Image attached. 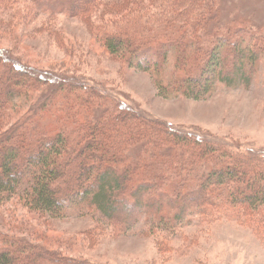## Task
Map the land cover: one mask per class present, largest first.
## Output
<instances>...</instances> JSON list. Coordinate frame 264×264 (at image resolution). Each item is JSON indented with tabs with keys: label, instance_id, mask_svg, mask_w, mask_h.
I'll use <instances>...</instances> for the list:
<instances>
[{
	"label": "trees",
	"instance_id": "trees-1",
	"mask_svg": "<svg viewBox=\"0 0 264 264\" xmlns=\"http://www.w3.org/2000/svg\"><path fill=\"white\" fill-rule=\"evenodd\" d=\"M20 1L0 0V207L15 202L37 225L73 210L120 233L144 221L153 235L172 234L191 210L206 220L231 217L264 239V155H236L177 131L100 85L63 69L68 75L34 70L17 54L31 37L23 29L37 23L71 46L75 35L54 25L76 20L128 69L154 75L163 97L197 101L219 85L248 87L264 62L263 35L226 22L219 0ZM17 4L24 10L5 13ZM11 207L4 212L14 218L0 215V264H91L51 249L50 236L23 228L25 220L15 228L22 217Z\"/></svg>",
	"mask_w": 264,
	"mask_h": 264
},
{
	"label": "rangeland",
	"instance_id": "rangeland-1",
	"mask_svg": "<svg viewBox=\"0 0 264 264\" xmlns=\"http://www.w3.org/2000/svg\"><path fill=\"white\" fill-rule=\"evenodd\" d=\"M218 2L226 22L236 20L252 34L264 36V0ZM8 8L5 13H14L13 10L21 12L24 5ZM45 28L37 23L23 29L24 33L30 32L31 37L27 43L23 42L17 54L32 69H51L53 71L45 72L57 76L76 75L100 85L99 88L104 89L112 99L125 103L146 118L199 136L202 141L221 145L236 155H264L263 61L252 73L249 70L251 83L248 87L219 85L211 94L197 101L181 96L165 98L160 94L154 75L128 69L123 60L109 55L100 44L91 41L85 27L76 20L65 21L59 17L54 25L57 31L66 29L75 35L71 46L67 42L66 46L57 45L47 37ZM3 45L14 48L15 44L4 42ZM24 45L27 46L23 48ZM65 48L70 53L69 57ZM258 48H263V55L264 45L261 43ZM173 60L171 55L164 71L165 81L174 74ZM11 205L22 217L14 222L15 228L19 227L17 223L25 220L23 228H32L46 237L50 236L49 239L54 241L48 245L51 249L91 264H264L262 236L252 226H244L231 217L206 220L189 210L172 234L153 235L148 232L144 221L128 232L120 233L113 231L115 227L103 225L97 217L92 218L90 214H79L74 210L61 219L43 221L42 225H37V222L30 221L37 218L21 214L23 210L15 202L5 208L0 207L3 218L15 217L4 212L6 209L14 211ZM3 226L2 233H8L6 220ZM161 242H164L163 250L159 245Z\"/></svg>",
	"mask_w": 264,
	"mask_h": 264
}]
</instances>
